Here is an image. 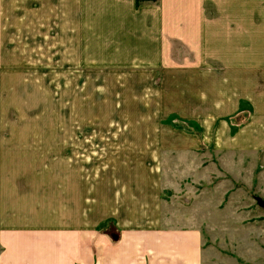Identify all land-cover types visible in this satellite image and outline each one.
Masks as SVG:
<instances>
[{"label": "rangeland", "instance_id": "rangeland-1", "mask_svg": "<svg viewBox=\"0 0 264 264\" xmlns=\"http://www.w3.org/2000/svg\"><path fill=\"white\" fill-rule=\"evenodd\" d=\"M166 5L3 0L0 229L16 179L35 167H124L139 179L157 171L174 213H196L177 224L202 232V264H264V154L224 165L203 140V0H174L173 20ZM153 9L166 12L155 14L161 23L148 20Z\"/></svg>", "mask_w": 264, "mask_h": 264}, {"label": "crops", "instance_id": "crops-1", "mask_svg": "<svg viewBox=\"0 0 264 264\" xmlns=\"http://www.w3.org/2000/svg\"><path fill=\"white\" fill-rule=\"evenodd\" d=\"M166 4L173 20L174 0ZM155 9L148 20L158 24L155 14L166 12ZM3 13L0 0L2 29ZM167 26L169 35L178 33ZM201 32L203 140L222 163L264 154V0H203ZM115 168L43 166L18 177L19 188L9 192L16 207L0 229V263L202 264V232L177 224L196 213H174L157 171L139 179Z\"/></svg>", "mask_w": 264, "mask_h": 264}, {"label": "water", "instance_id": "water-1", "mask_svg": "<svg viewBox=\"0 0 264 264\" xmlns=\"http://www.w3.org/2000/svg\"><path fill=\"white\" fill-rule=\"evenodd\" d=\"M257 201L261 206H264V200L260 197H257Z\"/></svg>", "mask_w": 264, "mask_h": 264}]
</instances>
